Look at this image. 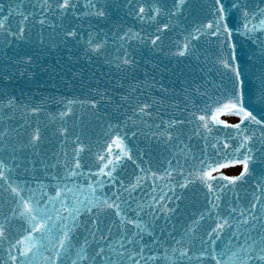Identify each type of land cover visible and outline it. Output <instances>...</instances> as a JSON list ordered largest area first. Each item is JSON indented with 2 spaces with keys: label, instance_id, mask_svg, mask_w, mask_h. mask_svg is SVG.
<instances>
[{
  "label": "snow or ice",
  "instance_id": "6c2138e0",
  "mask_svg": "<svg viewBox=\"0 0 264 264\" xmlns=\"http://www.w3.org/2000/svg\"><path fill=\"white\" fill-rule=\"evenodd\" d=\"M193 4L0 0V55L24 49L8 57L12 67H22L21 75L33 76L42 53L52 50L71 63L84 60L124 73L138 66L141 49L183 63L191 74L181 84L180 116L156 123L153 109L162 101L155 98L116 122L105 112L95 149L67 120L77 104L98 113L110 100L107 93L97 92L99 100L61 101L55 148L45 147L53 143L47 128L27 119L45 110L43 101L24 104L0 94V124L14 118L8 110L26 118L0 132V264H264V0ZM114 8L125 9L141 27L101 28ZM244 43L254 49L251 72L238 58ZM3 72V79L11 78L9 69ZM161 91L168 89L161 84ZM138 136L169 151L163 174L132 143ZM129 162L138 170L132 180L124 175ZM237 166L238 174H225ZM197 188L199 208L177 231L186 192Z\"/></svg>",
  "mask_w": 264,
  "mask_h": 264
},
{
  "label": "water",
  "instance_id": "95a60500",
  "mask_svg": "<svg viewBox=\"0 0 264 264\" xmlns=\"http://www.w3.org/2000/svg\"><path fill=\"white\" fill-rule=\"evenodd\" d=\"M200 2L201 0H194L193 7L195 8V5ZM27 7L28 5H25V8ZM125 13V9L114 8L110 19L101 24L100 27L106 29L112 24H124L125 26L134 24L139 29L141 24L133 21ZM163 22L167 21L161 18V23ZM143 27L148 32L153 31V26L147 22L143 24ZM171 35L175 37L176 34L172 33ZM253 50L251 45L244 43L238 51L240 62L247 64L250 72L255 66V60L252 57ZM23 51L24 49L10 48L7 50V55H0V94L3 95L4 99L14 97L24 104H40L43 101L45 110L38 117L29 115L27 119L29 121L38 120L42 128H47L45 135L53 140V143L45 145L46 148L56 147V139L58 138H54L52 133L60 124L59 113L64 111L62 100L79 99L87 101L93 97L99 100L97 92L107 93L110 97V100L101 102L98 113L87 104L83 106L77 104L74 107L72 118L67 120L70 130L83 131L82 139L86 144L91 140L94 149L98 147L95 141L99 138V133L105 126L106 118L103 116L105 112L108 114L107 119L109 122H116L117 116L121 120L125 119L126 116L133 115V109L136 108L137 104L141 102L150 103L155 98L162 101L160 105L153 109L152 119L156 123H160L161 120L166 122L170 118L180 116L178 108L183 107L181 84L184 80L189 79L191 74L183 63H178L172 58L159 53L152 54L147 49H141L137 57L139 60L138 66L134 70L117 73L104 64H89L84 60H80L79 63H71L67 61L63 52L52 50L42 53L39 61L41 67L34 70L35 74L33 76H28L21 75L22 67L18 71L12 67L11 62L8 60V57L17 58L23 54ZM4 69L10 70V79H3V75L6 74L3 72ZM197 82L201 83L202 79L198 78ZM153 83H155V87H150ZM255 83L256 81L253 79L252 84ZM161 84L168 89L167 93L161 91ZM134 88L137 89L135 92H133ZM123 97H127V99H122ZM256 99V97H253L254 101ZM118 106H122L119 113L116 111ZM260 111L261 106L256 103L254 114H258ZM8 113L12 114L14 118L0 124V132H3L9 125L18 127L25 122L26 118L19 110L14 113L8 110ZM181 118L183 117L181 116ZM222 119H226L230 123L238 121V117L235 116H224ZM183 131L187 133V128ZM183 138L182 136L181 139ZM69 143H71V138ZM132 143L145 154L144 158L153 166V170H158L159 174L164 173L167 168L166 160L170 156L169 151L163 144L148 136H138ZM192 143L195 145L199 142L194 140ZM136 174H138V170L129 162L125 169V178L132 180ZM173 177L179 179L175 172ZM158 183L161 187L164 186L163 182L158 181ZM144 188L146 191H151L147 184L144 185ZM244 190V188L240 190L241 195L244 194ZM165 191H167L166 188ZM200 193L199 188L186 192L187 198L181 204L184 214L174 221L177 224V231L180 230L182 224L188 222L187 214L198 210Z\"/></svg>",
  "mask_w": 264,
  "mask_h": 264
},
{
  "label": "rangeland",
  "instance_id": "374dc122",
  "mask_svg": "<svg viewBox=\"0 0 264 264\" xmlns=\"http://www.w3.org/2000/svg\"><path fill=\"white\" fill-rule=\"evenodd\" d=\"M238 169H230L227 171L228 174H237L238 173Z\"/></svg>",
  "mask_w": 264,
  "mask_h": 264
},
{
  "label": "bare ground",
  "instance_id": "6f19581e",
  "mask_svg": "<svg viewBox=\"0 0 264 264\" xmlns=\"http://www.w3.org/2000/svg\"><path fill=\"white\" fill-rule=\"evenodd\" d=\"M232 121L234 120V119H231Z\"/></svg>",
  "mask_w": 264,
  "mask_h": 264
}]
</instances>
